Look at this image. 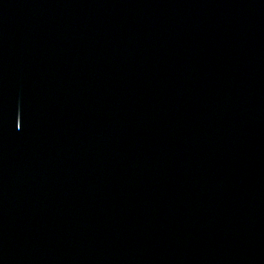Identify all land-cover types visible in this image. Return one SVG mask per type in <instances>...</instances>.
Listing matches in <instances>:
<instances>
[{
    "label": "water",
    "instance_id": "1",
    "mask_svg": "<svg viewBox=\"0 0 264 264\" xmlns=\"http://www.w3.org/2000/svg\"><path fill=\"white\" fill-rule=\"evenodd\" d=\"M9 264H264V0H0Z\"/></svg>",
    "mask_w": 264,
    "mask_h": 264
}]
</instances>
